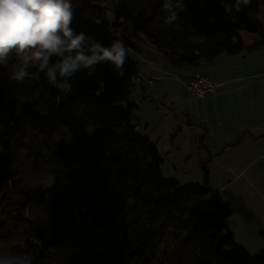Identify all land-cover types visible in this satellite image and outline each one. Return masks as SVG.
Returning a JSON list of instances; mask_svg holds the SVG:
<instances>
[{
	"label": "trees",
	"instance_id": "obj_1",
	"mask_svg": "<svg viewBox=\"0 0 264 264\" xmlns=\"http://www.w3.org/2000/svg\"><path fill=\"white\" fill-rule=\"evenodd\" d=\"M102 3L72 0L75 32L104 46L121 40L128 51L143 35L173 68L264 48V0L239 12L226 10L234 0H184L172 25L164 23L163 0H116L113 23ZM123 23L129 35L118 34ZM128 51L123 76L99 64L92 75L75 74L70 94L43 73L39 80H10L15 58L0 66V210L16 193L19 207L49 213L35 227L38 242H27L32 264H59L71 246L90 248L84 258L72 250V264H264V249L250 256L236 243L232 207L209 189L206 167L204 185L180 188L163 178V153L136 123L131 93L140 67ZM22 153L52 168V186L20 184Z\"/></svg>",
	"mask_w": 264,
	"mask_h": 264
},
{
	"label": "rangeland",
	"instance_id": "obj_2",
	"mask_svg": "<svg viewBox=\"0 0 264 264\" xmlns=\"http://www.w3.org/2000/svg\"><path fill=\"white\" fill-rule=\"evenodd\" d=\"M115 2L116 0H103L101 4L103 12L110 23L115 22ZM259 19L264 23V14ZM119 30L118 34H130L126 23L121 24ZM134 40L136 49L128 51L132 57L135 53L141 52L145 45H149L148 40L143 35L137 36ZM262 49L254 53H244V56L247 57L248 61L253 59L264 60V48ZM254 72L252 75H249V73L245 76H253L259 74L260 71ZM261 72H264V68ZM168 77L167 81L169 82L165 88L163 98L166 107L163 109L160 118L164 122L161 135L168 137L170 131H172V135L162 143L160 149L164 158L161 167L163 178L166 181L176 182L180 188L204 185L206 182L204 168L206 167L209 171V189L218 193L222 201L229 203L232 207L229 226L235 236L236 243L250 256H256L264 249V240L260 235L261 231L264 232V201L259 196L254 195L252 186H264V183L256 185L253 182L247 183L244 179L236 180L233 176L225 173L224 164L219 165L222 163L223 158L214 162L201 144L200 138L192 134L194 130L200 128L204 120L206 110L201 104L204 103V100H197L188 94L185 87L178 81V78H180L178 73H175L172 78ZM260 78H264V73L257 79ZM137 89L138 87H136ZM248 99L250 100V94ZM242 153L244 151L235 152L233 156L237 157ZM17 172L21 185L50 187L54 183L53 170L49 165L45 163L33 164L23 153ZM249 195L253 201L252 208L258 210V212H254L251 220H247L241 210L246 208L247 205L244 206L243 204ZM18 198L15 193L12 198L6 200V207L0 210V252L8 251L28 256L27 242L30 241L33 244L38 242V234L34 231L35 227L48 222L49 213L43 207L21 208L18 206ZM89 241L88 245L82 249L90 247L93 241ZM93 243H98V240L95 239ZM72 250L74 254L84 258L88 256L90 248L87 252H82L74 246L66 247L60 255L59 264H72V257H70ZM91 252H94L93 247ZM112 253L107 256L108 259L113 257ZM89 264L110 263L91 260ZM126 264L137 263L130 262Z\"/></svg>",
	"mask_w": 264,
	"mask_h": 264
},
{
	"label": "crops",
	"instance_id": "obj_3",
	"mask_svg": "<svg viewBox=\"0 0 264 264\" xmlns=\"http://www.w3.org/2000/svg\"><path fill=\"white\" fill-rule=\"evenodd\" d=\"M132 58L137 61L141 70L164 73V77L154 87L133 88L131 93V99L139 106L135 115L138 130L161 153L162 143L172 135V131L168 137L161 135L164 122L160 118L166 107L163 98L169 82L168 76L178 73L181 81H188L196 73H203L225 84L215 96L202 99L204 103L201 104L206 114L200 128L192 132L193 136L200 138L214 162L223 158L219 165L224 164V171L228 175L236 180L244 179L247 183H264V78L257 79L264 73L261 72L264 68L263 59L248 61L244 53L233 56L223 54L212 60H201L195 66L173 68L164 54L151 45H145ZM254 71L260 72L245 76L254 74ZM242 151V155L233 156L235 152ZM252 188L254 195L264 201V186ZM243 205H247L241 209L243 214L247 220H251L258 210L252 208L250 195Z\"/></svg>",
	"mask_w": 264,
	"mask_h": 264
},
{
	"label": "clouds",
	"instance_id": "obj_4",
	"mask_svg": "<svg viewBox=\"0 0 264 264\" xmlns=\"http://www.w3.org/2000/svg\"><path fill=\"white\" fill-rule=\"evenodd\" d=\"M252 0H234L227 11H241ZM164 23L174 24L185 11L184 0H163ZM72 0H0V66L12 64L9 79L15 82L39 80L61 93L72 92L71 80L78 72L92 75L96 66L111 64L123 76L127 47L121 40L109 46L72 27ZM32 69V71H30ZM0 264H32L24 254L0 252Z\"/></svg>",
	"mask_w": 264,
	"mask_h": 264
},
{
	"label": "built area",
	"instance_id": "obj_5",
	"mask_svg": "<svg viewBox=\"0 0 264 264\" xmlns=\"http://www.w3.org/2000/svg\"><path fill=\"white\" fill-rule=\"evenodd\" d=\"M163 77L164 73L146 72L140 69L133 78L132 87L152 88L158 81H161ZM170 77H174V74L171 73ZM178 80L185 87L188 94L197 100L215 96L219 88L223 87L225 84L203 73H196L192 79L188 81H181L179 78Z\"/></svg>",
	"mask_w": 264,
	"mask_h": 264
}]
</instances>
